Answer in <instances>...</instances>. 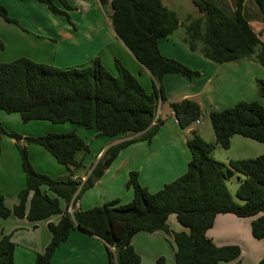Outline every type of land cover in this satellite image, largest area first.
Returning a JSON list of instances; mask_svg holds the SVG:
<instances>
[{
    "label": "trees",
    "instance_id": "1",
    "mask_svg": "<svg viewBox=\"0 0 264 264\" xmlns=\"http://www.w3.org/2000/svg\"><path fill=\"white\" fill-rule=\"evenodd\" d=\"M35 1L72 24L69 11L73 8L66 0ZM106 1L99 0L103 7ZM254 1L264 23V0ZM193 3L201 17L187 18L184 43L191 51L201 53L216 64L253 60L264 67V42L250 25L245 12L246 0H235L231 11L211 0ZM110 5L113 31L155 80L153 92L148 93L118 60L117 73L112 74L100 58L89 66L60 69L21 57L0 62V112L18 114L25 124L32 121L72 124L112 139L141 136L111 146L82 181L74 176L86 167L84 159L91 148L76 130L23 137L5 132L0 123V138L7 134L16 141L26 178V187L19 192V202L13 209L6 206L0 190V217L7 219L15 215L37 222L62 215L57 224L49 223L52 240L45 252L37 255L35 264H52L58 247L76 229L103 240L110 264H140L141 257L131 242L135 234L143 231H163L171 236L177 248L176 264L236 261L241 257V248L218 247L207 232L219 214L248 218L264 213V156L230 160L225 164L215 159L213 152L215 144L230 149L236 135L264 144V79L256 80L261 102L241 101L232 108L208 114L215 144L205 141L194 127L197 120L205 118L197 101L184 99L171 104L179 126L189 131L187 146L192 159L184 175L153 193L140 184L138 173L132 172L126 184L134 191L129 204L118 205L115 200L91 209L70 211L103 177L121 150L138 141H151L157 134L160 126L157 111L161 103L168 101L164 77L175 73L193 80L201 74L161 53L159 40L173 35L183 25L176 12L164 6L162 0H110ZM0 17L8 23L19 24L3 6H0ZM198 42L203 44L202 48ZM22 142L43 147L67 168V175L53 178L37 171ZM236 173L244 177L236 192L240 202L233 199L227 186V181ZM173 214L188 233L171 230L168 219ZM252 235L257 240L264 239V216L252 222ZM16 247L10 236H0V264H16ZM157 264L167 263L161 257ZM258 264H264V257Z\"/></svg>",
    "mask_w": 264,
    "mask_h": 264
},
{
    "label": "crops",
    "instance_id": "2",
    "mask_svg": "<svg viewBox=\"0 0 264 264\" xmlns=\"http://www.w3.org/2000/svg\"><path fill=\"white\" fill-rule=\"evenodd\" d=\"M66 1L73 8L69 11L72 24L66 17L53 14L45 4L35 0H0V6L5 7L10 17L19 22L15 25L0 17V62L7 63L26 57L27 54L19 57V52L11 55L9 52H1L5 50V42L8 45L12 40H17L18 46L19 38L22 39L25 34L39 41L36 46L38 52L29 53L31 57L26 58L60 69L89 66L100 58L102 64L112 74L117 73L118 60L138 78L148 93L153 92L155 80L113 31L110 0L106 1L104 7L99 0ZM57 6L63 9L60 2H57ZM255 29L262 39L263 21L262 25ZM173 35L159 40L161 53L199 71L200 76L187 80L180 74L170 73L164 77L163 85L168 101L159 105L157 118L160 126L157 134L151 141H138L121 150L110 167L105 170L103 177L77 201L75 210L91 209L115 200L118 201V205L129 204L134 198V191L127 188L126 184L132 172L138 173L140 184L153 193L186 173L192 159L187 146L189 131L179 126L171 108L172 103L184 99L195 100L202 107L205 118H208L210 112L224 111L241 101H262L256 80L264 79V67L258 62L239 60L216 64L204 58L199 52L191 50L188 52ZM262 41L264 42L263 39ZM4 54L6 55L2 56ZM8 119L7 113L0 112V121L3 124ZM34 122L36 121L27 124L36 128L31 137L57 133L52 131L43 133L40 128L48 129L50 126ZM200 122L195 123L194 127L202 137L199 127H202L203 123ZM69 130H76L91 148V153L84 159L86 167L74 176L82 181L87 179L111 146L141 136L138 134L112 139L100 136L95 130L79 131L75 125L65 129L63 133ZM22 136L29 137L26 133H22ZM0 140V190L5 197L6 206L13 209L19 202V192L26 187V178L20 154L14 150L16 141L14 139L8 141L6 137ZM213 141L215 142V137ZM26 146L29 158L37 171L53 178L67 175V168L57 163L43 147L35 144ZM79 157H82V154H79ZM43 190L47 191V188L43 187ZM62 207L65 208L63 201ZM260 216H264V213L248 218H239L229 213L217 215L215 224L207 232V236L218 247L239 246L242 251L238 260L223 264H258L262 260L264 239L257 240L252 235V222ZM61 218L62 215H54L47 220L31 222L15 215L7 219L0 217V236H10L17 246L16 264H35L37 255L44 253L52 240L49 223L57 224ZM168 224L173 232H189L178 222L174 214L169 217ZM131 243L141 257L140 264H157L161 257L167 264H176L175 242L163 231L139 232L134 235ZM52 264H110V262L103 240L76 229L71 232L68 240L58 247Z\"/></svg>",
    "mask_w": 264,
    "mask_h": 264
},
{
    "label": "rangeland",
    "instance_id": "3",
    "mask_svg": "<svg viewBox=\"0 0 264 264\" xmlns=\"http://www.w3.org/2000/svg\"><path fill=\"white\" fill-rule=\"evenodd\" d=\"M162 1H163L164 6L176 12L180 23L183 24L174 33L173 35L174 39L178 40L181 44H183V46L188 50V52H190L189 47L184 43V39L187 38V33H186L187 18L191 16V18L194 20V19L201 17V14L199 13L198 9L195 7L193 3L194 0H162ZM211 1H214L220 7H222L223 9L227 11H231L234 9L235 0H211ZM245 4H246L245 12H246L247 17L250 20V25L254 29L255 32H258V30H256L255 28L258 29L262 25V14L260 13L259 8L254 0H246ZM23 36L24 37L22 39L19 38L18 46L16 45V43L18 42L17 40H12V42H9L8 45L5 42V46H6L5 50L1 52H9L10 55L16 54L19 52V57L21 55H26V54H27L26 57H31L29 56L30 55L29 53L38 52L36 46L39 41L37 42V39H32V37L25 35V34ZM262 39L264 40V35L262 36ZM197 45L199 48L203 47V44L201 42H198ZM0 48H1V42H0ZM5 55L6 54L2 56H5ZM7 116L9 119L5 121V124H3L0 121L5 132L7 133L14 132L20 135H22V133H26L29 137H31V135L34 134V131H35L34 129L36 128L32 127V125H27L29 123L27 124L23 123L18 114H7ZM200 121H202L203 123V126L199 127V129H201L200 133L202 137L204 138L205 141L215 144L213 141L214 131H213V127L211 125L210 120L208 118H202L200 119ZM34 123H46L47 126H50L48 127V129L40 128L42 129L41 130L42 132L52 131V132H57V133H63L65 129L72 128V125H69V124L54 125L49 122H43V121H36ZM75 127L78 128L79 131L88 130L82 127H78L76 125ZM69 131H72V130H69ZM3 136L6 137V140L8 141L12 139L7 134H2L0 139H3L4 138ZM22 145L26 146L27 144L25 142H22ZM14 150L15 152L19 153L16 147L14 148ZM213 156L215 159L225 164H228V161L230 159H234V160L254 159L260 156H264V144L258 143L256 141H253L251 139H248V138H245L239 135H236L231 140L230 149H223L221 146L215 144V150L213 152ZM242 180H244V177L236 173L232 178H230L227 181L229 192L236 202H240L236 197V192Z\"/></svg>",
    "mask_w": 264,
    "mask_h": 264
},
{
    "label": "built area",
    "instance_id": "4",
    "mask_svg": "<svg viewBox=\"0 0 264 264\" xmlns=\"http://www.w3.org/2000/svg\"><path fill=\"white\" fill-rule=\"evenodd\" d=\"M200 123H201L200 120H197V121H196V124H200ZM74 210H75L74 207H73V208H70V211H71V212H73Z\"/></svg>",
    "mask_w": 264,
    "mask_h": 264
}]
</instances>
